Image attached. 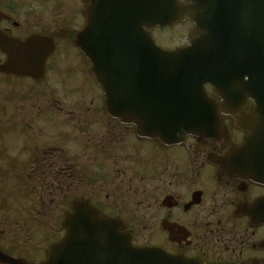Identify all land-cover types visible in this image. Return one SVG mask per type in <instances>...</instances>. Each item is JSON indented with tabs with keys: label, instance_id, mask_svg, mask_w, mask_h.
<instances>
[{
	"label": "flooded vegetation",
	"instance_id": "obj_1",
	"mask_svg": "<svg viewBox=\"0 0 264 264\" xmlns=\"http://www.w3.org/2000/svg\"><path fill=\"white\" fill-rule=\"evenodd\" d=\"M88 7L86 0H61L54 19L50 3L0 0V253L45 260L65 235L74 203L85 202L122 222L137 246L200 264H264V145L231 152L247 137L231 116L222 117L228 135L181 142L140 137L134 125L110 116L91 63L74 46ZM184 23L185 40L173 47L189 43L193 25ZM37 34L74 53L63 65H49L50 54L42 75L20 74L14 43ZM55 67L72 91H58L62 102L52 93ZM72 74L84 85L70 86ZM67 128L85 137L79 153L68 148Z\"/></svg>",
	"mask_w": 264,
	"mask_h": 264
},
{
	"label": "water",
	"instance_id": "obj_2",
	"mask_svg": "<svg viewBox=\"0 0 264 264\" xmlns=\"http://www.w3.org/2000/svg\"><path fill=\"white\" fill-rule=\"evenodd\" d=\"M145 3L143 23L149 28L148 34L144 33L148 38L145 57L141 58L139 44L131 47L125 40L113 38L107 42L108 51L101 48L106 55L98 60L100 77L96 76L110 114L134 123L143 135L158 133L170 138L188 133L208 135L218 126L205 84H211L222 97L234 96L240 102L250 98L264 104V0ZM185 18L195 24L190 47L167 51L154 44L150 37L153 27ZM91 27L89 23L86 29ZM32 39L31 45L39 47L41 38ZM91 42L79 44L94 58ZM43 44L50 48V43ZM35 52L36 59L47 54ZM249 126L253 132L251 119ZM76 207L85 211L79 212L82 219L70 221L67 236L49 249L48 261L42 264H197L156 249L134 247L129 237L119 232V224L97 218L86 205Z\"/></svg>",
	"mask_w": 264,
	"mask_h": 264
},
{
	"label": "rangeland",
	"instance_id": "obj_3",
	"mask_svg": "<svg viewBox=\"0 0 264 264\" xmlns=\"http://www.w3.org/2000/svg\"><path fill=\"white\" fill-rule=\"evenodd\" d=\"M33 4H35L37 7H43L45 4H49L51 6H53V17L54 19H56L57 17H60L61 14H57V9L55 8V6L61 2V0H30ZM47 2V3H45ZM39 3V4H38ZM69 15H67L68 18ZM189 24H182V25H178L175 28L169 27V28H156L153 32H152V36L154 38V40L156 41V43L161 46V47H168L170 45H176L178 43H181L185 40V34L186 31L188 29ZM160 29V30H159ZM158 31V32H157ZM74 53V50L72 48H69L67 46L64 45V47L61 48V46L59 45V47L57 48V50L55 51L54 55L52 56V58L49 60V65L51 63L57 60L59 64L63 65V58L66 56H70ZM56 69L53 70L52 72V76L54 79L53 82V97L54 99H57L58 101L62 102L61 98H60V94L58 93H64V89H66V91L70 92V96L72 97V91L70 89L66 88V83L65 82H60L59 83V78L64 76V71L62 70L61 67H55ZM56 74H58V77H56ZM86 81L84 78H80L77 74H72L70 75V77L68 78V84L71 86L73 85L74 87L78 88L82 85H84L83 81ZM62 84V86L60 85ZM88 90L95 92L96 88L93 86V84L90 82V84L88 85ZM74 100V99H72ZM88 100V99H87ZM100 124H104L101 123ZM93 128H96V126H92ZM99 128H102L99 127ZM105 130H107L106 126H105ZM64 137L66 139V141L69 143L68 148L70 149V151H73V149L76 151V153H79L81 151L82 148H84L86 142H85V137L84 135H78L76 133L71 134V130H68L67 128V132L66 134H64ZM68 137V139H67ZM107 137V134H106ZM106 137L104 139V142L101 146L105 145V140ZM92 149V148H90ZM114 168V166H113Z\"/></svg>",
	"mask_w": 264,
	"mask_h": 264
}]
</instances>
